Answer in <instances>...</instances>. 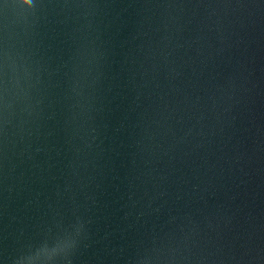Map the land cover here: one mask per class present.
<instances>
[{"label": "water", "instance_id": "obj_1", "mask_svg": "<svg viewBox=\"0 0 264 264\" xmlns=\"http://www.w3.org/2000/svg\"><path fill=\"white\" fill-rule=\"evenodd\" d=\"M0 264H264V0H0Z\"/></svg>", "mask_w": 264, "mask_h": 264}]
</instances>
